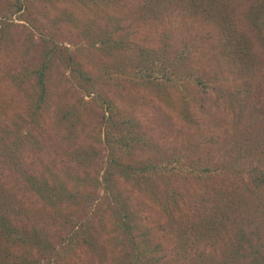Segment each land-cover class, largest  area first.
Returning <instances> with one entry per match:
<instances>
[{
  "label": "trees",
  "instance_id": "1",
  "mask_svg": "<svg viewBox=\"0 0 264 264\" xmlns=\"http://www.w3.org/2000/svg\"><path fill=\"white\" fill-rule=\"evenodd\" d=\"M28 1L13 0L16 11L31 13ZM55 1L69 3L60 18L70 26L80 24L83 14L97 11L96 16L104 21V25L95 30L93 26H98L97 17L91 18L90 24L81 33L85 37H92L91 45L99 44L103 54L134 47L131 42L133 32L121 34L115 25L118 19L113 4L117 0H43L44 7L56 5ZM143 1L140 10L146 21L161 20L174 11H182L218 29L216 55L219 62L227 66L206 77L200 72H192L197 80L194 86L199 91V98L195 97L194 100L203 111L208 87L217 85V98L224 103V111L231 115L234 130L226 134L224 140L216 134L198 135L184 149L168 155L166 166L162 162L135 161L132 155L138 150L136 143L147 145L148 142L141 135L140 121L134 114L124 113L110 96L104 94L103 86L106 81L115 79L113 71L128 72L126 67L132 65L134 71L128 77L132 80L139 78L146 84L154 83L158 92L168 97L166 99L173 107L176 103L173 104L171 87L180 90L183 93L181 102L185 119L192 125L196 124L198 118L190 110L185 90L179 84L174 86V78L169 76L171 72L180 73V65L188 64L192 48L185 44L172 58L170 45L159 48L138 46L137 53L132 55L135 61L127 60L126 66L117 69L104 62L98 68L100 74L97 76L85 66V58L81 60L76 54L66 52L68 48L62 50L50 32L43 37L45 47L40 62L12 77L16 87L24 90L30 98L32 122L40 123L51 106L54 91L52 67L55 60L60 58L71 68L73 77L81 83L85 92L94 94L104 109V133L111 153L102 184L108 195L114 196L113 204H116L111 213L114 219L108 243L114 247L122 244L124 254L118 259V264H264V106L258 107L253 101L255 80L259 76L255 68L261 66L262 61H259L252 36L236 31V23L230 12L248 0ZM252 1L256 3L260 0ZM262 6V12L256 13L255 19L256 25L264 32V1ZM249 8L253 11L255 6ZM41 11L44 15L50 14L48 9ZM54 22L56 25L60 23L56 19ZM1 31L5 32L4 25ZM0 38L4 36L0 34ZM160 70L167 76L165 82L154 80V72ZM178 78L185 84L183 77ZM59 108L63 118L68 119L71 109L66 105ZM73 129L74 132L67 134L68 139V135H78L75 125L71 131ZM2 134L4 141L11 134L17 136L12 145L5 143L4 147L9 150L5 151L8 155L2 156L3 163L18 169L16 173L32 196L45 208L49 207L54 216H67L64 205L79 197L87 181L70 173L65 166L61 167L60 173L50 164L35 174L28 172L21 160L25 138L33 147L39 145L38 139L30 135L23 137L20 132H10L5 127ZM212 144L218 145L221 151L220 158L215 162L209 148ZM74 152L78 167H88L94 151L77 148ZM204 157L206 161L201 159ZM163 167L169 170L170 175L180 179V184H172L169 178H164L160 173ZM190 178H195L202 186L193 194H188L181 186L189 184ZM131 186L135 187L132 193L136 199L140 197L138 192L143 194L159 211L158 227L155 222L149 221L151 215L147 209L146 221L149 224H140L143 209L139 211L133 208L134 196L129 194ZM13 194V189L7 192L0 188V264H63L69 256V247L74 248L80 241L92 245L95 240L98 241L92 234L94 226L87 220L68 219L73 232L62 239H58L59 235L52 228H47L46 224L31 228L17 225L12 219L19 218L21 209L13 205ZM19 200L25 204L28 201L24 196ZM93 207L95 210V204L90 205V209ZM21 208L29 215L34 212L30 214L26 207Z\"/></svg>",
  "mask_w": 264,
  "mask_h": 264
},
{
  "label": "rangeland",
  "instance_id": "2",
  "mask_svg": "<svg viewBox=\"0 0 264 264\" xmlns=\"http://www.w3.org/2000/svg\"><path fill=\"white\" fill-rule=\"evenodd\" d=\"M263 1L253 3L252 0H248L237 9L230 11L236 23V31L252 36L254 48L260 57L259 61H262L261 66L255 68L259 76L255 80L256 90L253 101L258 107L264 106V32L256 25L255 16L256 13L262 12L260 9L263 7ZM143 2V0H117L113 4L114 13L118 19L115 25L121 34L133 32L131 42L134 47L133 50L111 51L106 55L100 52L99 44L91 45L92 37H85L81 33L82 29L90 24L91 18L97 17L98 26L95 24L93 26L95 30L104 25V21L96 16L97 11L83 14L80 24L70 26L64 24L60 18V14L69 7V3L55 1L56 5L49 4L45 8L43 0H29L28 3L32 9L30 13L29 11L17 12L13 0H0V34L4 36L3 39L0 38V188L7 192L14 190L11 200L14 206L21 209V213L19 218L12 219V222L21 227L31 228L34 225L46 224L47 228H52V231L59 235L58 239H62L73 232L71 221L68 219H79L82 222L87 220L92 223L94 226L92 234L98 238V241L95 240L94 245L82 244L80 241L74 248L69 247V256L63 264H118V259H121L124 250L121 243L116 247L108 243V240H111V224L114 219L111 213L115 210L116 204H113L114 196L108 195L102 184L111 149L106 142L104 109L100 102L94 94L89 95L85 92L81 83L73 77L71 68L57 58L52 67L54 91L51 106L41 122L35 123L30 116L29 96L24 90L16 87L12 78L40 62L41 52L45 47L43 37L46 33L50 32L54 35V39L62 50L68 48L66 52L76 54L81 60L85 58V66L89 67L94 75L100 74L98 68L102 67L104 62L110 64L112 69H117L119 66H126V62L130 60L135 61L133 56L137 53L138 46L159 48L170 45L172 58L183 45L187 44L189 48H192L188 64L180 65L178 68L180 73L171 72L169 76L174 78V86L179 84L183 87V91L185 90L187 100L190 101L188 104L191 105L190 110L198 118L196 124L192 125L185 119L186 115L183 114L181 102L183 93L180 90L171 87L173 104L176 103L173 107L166 99L168 97L158 92L154 83L146 84L139 78L132 80L128 77L131 71H134L132 65L126 67V70L129 69L128 72L113 71L115 79L106 81L103 86L104 94L110 96L124 113L134 114L140 121L141 135L148 142L147 145L136 143L138 150L132 155L135 161L144 160L159 164L162 162L163 166H166L168 155L184 149L186 144L193 142V138L197 139L198 135L216 134L224 140L226 134L234 130L231 115L224 111V103L217 98L219 88L217 85L213 88L208 87L204 95L203 111L194 100L195 97L199 98V91L194 86L197 80L192 72H200L206 77L220 72V68L227 66L226 63L225 66L224 63H220L216 55L218 29L182 11H174L161 20L146 21L140 10ZM252 5L255 6L253 11L249 8ZM42 9L50 10V14L44 15ZM70 9L74 8L70 7ZM54 19L60 23L56 25ZM2 25L5 26L4 33L1 31ZM111 27L113 28L114 25L111 24ZM154 75V80L158 82L167 80V76L161 70L155 71ZM179 76L184 78L185 84L178 78ZM62 105L71 109L72 113L68 119L63 118L60 113L59 107ZM74 125L78 135L75 137L68 135L70 137L68 139L67 134L74 132V129L71 131ZM4 127L10 132H20L23 137L30 135L38 139L41 146L33 147L25 138L26 143L21 160L28 172L35 174L37 171L45 170L46 164H50L57 173H60L61 167L65 166L70 173L87 181L79 197L68 205H64L68 217L54 216L49 207L45 208L44 204L32 196L20 175L16 173L18 169L3 163L2 156L8 155L5 151L9 150L4 147L5 143L10 146L17 137L11 134L7 141H4V133L2 134ZM77 148L82 151H94L91 161L87 164L88 167L79 168L75 162L77 157L74 151ZM209 148L215 156L213 159L215 162L220 158L221 151L215 144L210 145ZM206 154L203 153V156ZM201 159L207 160L206 157ZM160 173L164 178H169L172 184H180L178 181L180 179L173 174L170 175L166 167H163ZM200 184L195 178H190L189 184H181V186L188 194H193L196 189L202 187ZM131 187L129 194L134 196L133 208L139 211L143 209L140 224H149L151 220L158 227L160 213L157 208L139 192L140 197L136 199L135 194L132 193L135 187ZM21 196L28 200L27 204L19 200ZM91 204H95V210H93L94 207L90 209ZM22 206L26 207L30 214L34 211L33 214L29 215L21 208ZM146 209L149 216L151 215L149 221H146ZM58 239L53 241L59 242Z\"/></svg>",
  "mask_w": 264,
  "mask_h": 264
}]
</instances>
